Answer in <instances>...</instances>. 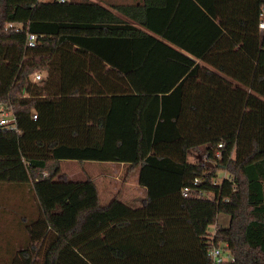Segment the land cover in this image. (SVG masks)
Wrapping results in <instances>:
<instances>
[{"label":"trees","instance_id":"trees-1","mask_svg":"<svg viewBox=\"0 0 264 264\" xmlns=\"http://www.w3.org/2000/svg\"><path fill=\"white\" fill-rule=\"evenodd\" d=\"M263 8L114 6L127 23L90 1L0 0V105L19 127L0 129V184L30 185L39 211L10 264H214L221 245L234 257L222 264H264ZM200 148L208 164L189 161ZM63 160L128 164L127 179L139 169L145 205L102 206Z\"/></svg>","mask_w":264,"mask_h":264},{"label":"rangeland","instance_id":"rangeland-1","mask_svg":"<svg viewBox=\"0 0 264 264\" xmlns=\"http://www.w3.org/2000/svg\"><path fill=\"white\" fill-rule=\"evenodd\" d=\"M204 150V148L193 150L189 155V161L201 163L205 155ZM109 164L119 166L118 163L71 161L63 162L62 167L71 179L83 182L88 179L89 175L96 176L97 171L109 167ZM112 169L113 167L109 171ZM134 178L131 174L127 179V173L124 172L123 175H117V178L114 179L117 186L121 187L126 179L128 183H133ZM222 178L223 174L220 173L219 180ZM38 214V206L30 185L21 187L17 184H0V264L12 263L20 252L30 247L32 243L26 226L35 221ZM229 223V216L224 213L219 214L218 225L220 227H228ZM214 229L212 226L211 231ZM220 248L225 250L224 245H221ZM41 258V256L35 257L38 264H42Z\"/></svg>","mask_w":264,"mask_h":264},{"label":"crops","instance_id":"crops-1","mask_svg":"<svg viewBox=\"0 0 264 264\" xmlns=\"http://www.w3.org/2000/svg\"><path fill=\"white\" fill-rule=\"evenodd\" d=\"M41 1L48 3L54 0H51V1L41 0ZM74 1H77V2L90 1V2L97 3L101 6L111 9L114 14H116L122 21L127 22V23H133V21L129 19L126 15H123L122 13H119L118 11H116L114 9V6H118V5H127V6L134 5L135 6V5L143 4V0H74ZM206 66L211 71L217 72V70H215L212 66H209V65H206ZM63 162H71V161H66V160L61 161V174H65L67 175L69 180L75 181L71 179L70 175L63 169L62 167ZM87 162H90V161H87ZM118 164L119 166H114L113 164H109L110 165L109 167L100 169L99 171H97L96 176H91V175L88 176V178L93 179V181L96 183L98 187L101 205L106 206L110 204L116 197H118L122 203L126 204L127 206L131 208L143 207L147 201L148 193L145 187L139 185V182H138L139 169L132 173L133 176L135 177L133 180V183H128L126 179L125 183L121 187H118L116 180H115L117 178V175H123L124 172L126 174L129 168L128 164H123V163H118ZM111 167H113V169L109 171Z\"/></svg>","mask_w":264,"mask_h":264},{"label":"built area","instance_id":"built-area-1","mask_svg":"<svg viewBox=\"0 0 264 264\" xmlns=\"http://www.w3.org/2000/svg\"><path fill=\"white\" fill-rule=\"evenodd\" d=\"M59 2H67L68 0H57ZM261 23L259 24V29L264 32V8L262 9L261 13ZM9 27H13V24H9ZM36 40L37 36L33 33H28L27 35V45L29 47H34L36 45ZM43 79V75L41 73H36L33 77L34 82H39ZM34 120L37 119V116H33ZM0 129H4L7 131H15L19 132V127H18V121L17 118L14 114V111L10 105H0ZM220 148L223 147V145H219ZM220 154L218 153V156ZM210 160L208 159L207 155H204L203 160L201 164L209 163ZM199 180H195V184H198ZM193 193L192 189L189 187H185L183 189V196L184 197H189ZM195 193V192H194ZM198 196H202V192H197L196 193ZM214 230L211 231L212 237H214L215 230H216V225L214 226ZM209 256L211 257L212 261L214 264H222L225 262H232L234 261V257L225 250L221 249L220 247H213L209 251Z\"/></svg>","mask_w":264,"mask_h":264}]
</instances>
